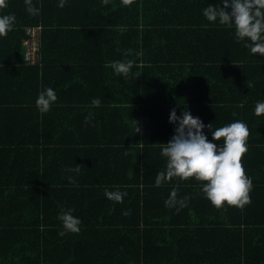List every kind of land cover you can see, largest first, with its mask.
<instances>
[{
	"label": "crops",
	"instance_id": "0c3cea01",
	"mask_svg": "<svg viewBox=\"0 0 264 264\" xmlns=\"http://www.w3.org/2000/svg\"><path fill=\"white\" fill-rule=\"evenodd\" d=\"M208 3L216 4V1L203 2L194 8L186 7L182 0H65L63 7H58V0H38L39 22L35 25L43 28L40 63L38 68H33L26 63L23 49L25 0H6L7 6L0 8V14H14L15 23L6 36L0 37V207L3 201H6L5 207L10 203L18 204L23 196H27V190L20 188L26 181L7 177L8 170L23 167L31 155H38L39 159L44 156V161L47 159L54 167L58 166L60 172L64 171V177L61 175L59 181L48 184L75 188H67L64 191L66 197L62 196V188H54L49 197L36 201L35 204L40 205L38 215L20 211L16 215L18 219L44 214L51 217L63 207L61 202L67 198L65 204H76L73 215L88 219L90 223L103 224L96 229L117 235L120 250L128 245L135 251L138 238L139 244L147 240L151 248L154 245L152 255H148V264H235L232 251L236 241L229 231L242 229L247 224L264 229V168L252 174L246 172L252 180L250 202L240 208L224 206L217 209L203 195L201 182L193 178L173 177L156 185V173L166 167L159 146L167 143L162 141L166 131L163 127H155L162 111L152 109L144 116L141 111L156 94V87L149 84V93L145 97L135 93L128 97L123 95L124 99L119 101H110L114 98L110 95L99 97L104 90L106 74L113 75L107 59L136 58L137 54L154 62L165 57L198 58L200 63L195 65V72L200 75L199 80L192 81L193 86L196 84L194 98L202 99L214 110L205 109L202 114L196 112L194 117L211 127L225 124L221 113L244 105V99L249 95L264 99V81L246 80L255 76L254 72L264 76V57L249 50H238L232 29L207 21L201 9ZM87 5L97 6L99 10L108 9L110 16L105 17L102 13L92 16L86 10ZM181 24L193 26L190 29L194 37L200 38L202 34L208 44L201 40V49L195 51L154 46L156 43L168 45L184 30ZM118 30L123 37H116L124 50L112 48L114 41L108 38L110 31ZM19 31L23 36L19 42L22 48L17 49ZM145 36L147 52L142 55L143 50L138 46L141 47ZM135 44L136 51L132 49ZM202 58L205 60L201 61ZM136 63L142 67V60ZM157 64L153 66L164 67V74L178 76L185 70L183 67L168 68L162 62ZM183 82L182 88H185L186 81ZM133 86L130 90L135 91L136 85ZM44 87L54 88L57 100L42 114L37 110L35 99ZM95 97L100 98L99 107L91 104ZM89 113L92 114L91 123L84 119ZM65 122L69 128H63ZM160 124L164 126L161 120ZM203 132L208 140H212L210 130ZM251 135L256 139L254 146L264 152V130H253ZM46 148L48 150L43 151ZM77 164L80 165L79 172H70L69 169ZM255 175L261 177L255 178ZM68 176L73 177L74 183L69 182ZM10 187L18 188L8 191ZM114 188L127 193L122 202L117 203L104 195L105 189ZM172 188L176 189L177 198L188 197L185 207L165 205ZM7 193L10 197L5 199ZM34 196L36 199L37 190ZM125 211L127 215L123 214ZM6 212L4 209L0 216ZM38 229L44 228L38 226ZM210 231H213L212 236ZM90 234L93 233L81 220L80 231L66 232L62 240L69 245L65 251L70 254L66 257L59 254L48 260L61 262L65 258L70 261L64 264L86 263L91 259V247L96 244L105 247L102 239L92 240ZM78 238L81 247L77 254L72 253ZM158 243L170 247L162 248ZM42 246L44 244L39 249ZM102 259L99 264H143L135 253L128 256L119 252ZM3 264L6 263L3 261Z\"/></svg>",
	"mask_w": 264,
	"mask_h": 264
},
{
	"label": "trees",
	"instance_id": "16d2710c",
	"mask_svg": "<svg viewBox=\"0 0 264 264\" xmlns=\"http://www.w3.org/2000/svg\"><path fill=\"white\" fill-rule=\"evenodd\" d=\"M182 1H184L186 7H194V8L199 7L201 4H203V2H210V0H204L203 2L202 0H182ZM211 1L213 2L214 0ZM215 1L216 3L217 1L218 3H221V0H215ZM37 2L38 0H32V3L36 7H38ZM111 4L113 5V3ZM119 4H116L115 6L119 8ZM86 10L87 12L89 11L92 16L97 15V13H102L104 14L105 17L110 16L108 9L99 10L97 6L94 7L93 5H87ZM24 16H25L24 17L25 21L23 22L24 27L29 25H35L39 22V14L30 15L25 10ZM154 24L155 23H153V25ZM181 26L184 28L183 30L184 32L180 31V34L174 37L173 39H171L168 45H159L156 43L154 44V46L157 47L162 46L164 48L168 47L170 49L179 48L185 51H195L197 49H201L200 48L201 40L206 41L208 44V40L202 38V34H200L199 36L200 38L196 39L194 37V35L192 34L194 32H192L190 29L193 28V26H188V24L186 25L181 24ZM196 27H198V25ZM133 31L134 30H132L131 32L134 33ZM21 33L22 32L19 31L18 43L21 42L20 40L23 38ZM116 35L118 36L119 39L123 37V35H120V30L110 31V34L108 36L110 41H114V45H112V48L118 50H124L125 48L119 45V39H117ZM146 36L143 39L144 42L141 43V47L140 45L138 46V48H142L143 50L142 55H145L147 52L146 44H145ZM135 39L137 40L136 34H135ZM123 40H128V39L123 38ZM234 45L236 48H238V50L241 51L248 50V47L243 42H237L235 40ZM20 46L21 44L19 43L17 49H20ZM241 47L243 48L239 49ZM40 49H41V41H40L39 51ZM132 49H134L135 51L137 50L136 44ZM126 51H130V50L126 49ZM128 59H132L134 61L131 71L132 73H135V75L130 74L129 77L125 79L121 75H117V74L112 75L107 73L105 76L106 81L103 84L104 90L102 93H100L99 97H105L106 95H110L111 97H114L113 100L110 101H119L121 99H124L123 95L128 97V96H132V93H135V95H139V96L141 95L142 97H145V95L149 93V90L147 89L149 84H151L153 88L156 87L154 89V93L156 94H154L152 98H150L149 103H154V102L157 103H155V105L148 103V105L142 107L141 111L143 116L148 115L152 109H159L162 111V114L161 115L159 114V119L162 122H164V126L160 124L159 119H157L158 125L155 126L157 128L163 127L164 130L166 131V135H164L162 141L167 142L174 134L175 125L170 123L168 120L170 109L175 108L177 115H179L180 112L186 108L193 116H197L196 112L198 114L199 113L202 114L205 111V109L214 110L211 107H209V105H206V102L203 101L202 99L194 98V92H195L194 87H196V84L195 86H193L194 83L192 81L199 80L198 75L200 74L198 72H195L197 69L195 65L200 63V60L198 58L176 59V58L165 57L160 61L156 60L154 62L153 60L148 61V59L145 56L141 57L140 55L136 54V58L131 57ZM244 59L245 58H243V60ZM107 60L113 61L119 59L110 58ZM140 60H142V67H140V65L136 63ZM204 60H205L204 58L201 59V61ZM157 62H162L164 66L167 65L169 66V64L173 62L172 65H170L168 68L172 69L175 67H183L185 69L184 73L178 76L177 74H171V75L164 74L162 73V68L164 67L153 66V65H158ZM26 63L29 65H33L32 66L33 68H38L37 65H39L40 63V54L38 53L37 62L26 61ZM254 75L255 76H249V77L247 76L248 78L246 80L264 81V76L263 75L261 76L260 72H254ZM183 81L184 82L186 81L185 88H182ZM133 85H136L135 91L130 90L134 88ZM189 86H193V88L188 89ZM210 92L211 90L208 93ZM156 99H160V101H157ZM244 100H245L244 105L241 106L239 104V106L237 105L231 107L230 109H226L227 111L221 113V115L222 118L225 120V124L233 120H242L247 124L249 129V135L247 138L248 150L242 156V162H243L242 164L245 169V173L248 172L249 174H252L258 169L264 168V160H263L264 152H260V148L254 146L256 139H252L254 136L251 135L253 130L256 129L264 130V114H262L261 116H256L253 112L254 104L258 100H260V98H254L253 95H249ZM106 108H114V107L106 106ZM54 119H56V117L53 118V120ZM215 119L219 120L216 117ZM38 122L40 124V121ZM214 123H219V121H215ZM43 125L45 124L43 123ZM41 128L43 129V126H41ZM63 128L65 129L69 128V124L66 122L63 123ZM202 131L208 132L209 129L206 127ZM46 150L48 149L46 148L43 151ZM48 153H50L51 155V152ZM25 163L26 164L23 165V167L17 169L16 171L9 169L7 174V177H11L13 179L14 178L21 180L23 179L26 181L24 184H22V186L24 187H20V188H25L27 190L26 192L27 196H23L18 204L10 203L5 207L4 204L6 201H3V204L0 207V212H2L4 209H7V212L2 216H0V264H3V261L6 264H31L32 261H39L37 264L39 263L64 264V262L70 260L68 259L66 260L65 258H63V260L61 259V262L58 261L52 262V260H48L50 257L55 258L59 254H62L61 257H66V254H70L67 251H65L66 248H68L67 246L69 245L62 241L65 238V235L59 236L57 234V231L61 229L60 226L61 224H58V222L60 221L55 216L62 209H67L68 206L75 210L76 204L73 205L65 204L67 198L63 199V201H65V202H61L63 204V207H61L57 211V213L52 215L51 217H46V214H44L45 216L42 217L26 216L23 219H18L19 217H17L16 215L20 211H25L27 213L29 212L31 214L36 213V215H38L39 214L38 207L40 205L39 204L36 205L35 203L39 198L42 197V199H45L46 197H49L52 191L54 190V188L57 189L62 188L63 189V192H61L62 196L66 197L64 191L67 188H75V187H63V186L61 187L60 185H58V187L56 185L55 187H53L49 185L48 184L49 181H59L61 175L62 177H64V171L60 172L58 170L59 167L56 166L58 168L57 169L47 159L46 161H44V156H42V158L39 159L38 155H31L30 161ZM253 177L258 178L261 176L255 175ZM33 179H36L37 182L30 183L29 181H32ZM16 188L18 187H10L8 191L15 190ZM77 188H81V187H77ZM36 190H37V198L35 199L34 192ZM58 191L59 190H56V192ZM9 197H10L9 194L7 193L5 199H8ZM81 220L83 221V225L93 233L90 234V238L95 241H100V239H102L105 242V247L96 244V246L91 247L90 249L91 252L89 253L91 259L87 260L86 263L75 261L74 263H70V264H99L100 260L101 261L103 260L102 258H105L106 256L113 257L115 256V254H119V252H121L122 255L128 254V256L129 255L133 256L135 253V257L142 260L143 264H148L147 261L148 255H152V248L154 247V245L151 248L150 244L146 242L147 240H142V244H139L140 238H138V244L136 245L135 251L133 250V248L130 249L128 245L123 246L122 249L120 250L118 248L119 245L116 242L118 240L117 235L112 236V233L108 234V233H104L102 230L96 229L97 226L103 224L90 223L88 219H80V221ZM247 225L248 226H244V228L242 229L241 228L233 229L229 231L230 235L234 237L236 241L233 247L234 250L232 251L233 259H235V264H264V229H259L253 224H247ZM38 226H43L44 229L42 230L38 229ZM209 235L212 236L213 231H210ZM217 235L220 236L221 233L220 234L218 233ZM50 237L52 238L49 239ZM112 240L113 243H111ZM42 244H44V247L42 246V248L39 249V246ZM115 244L117 245L115 246ZM158 244L159 246L162 245L161 243ZM78 247H81L79 238L74 246L75 252L71 250L72 253L77 254ZM169 247L170 245L168 244L162 245V248H169ZM209 253L214 254V251H210ZM2 259H7V260H2Z\"/></svg>",
	"mask_w": 264,
	"mask_h": 264
},
{
	"label": "clouds",
	"instance_id": "9594fccd",
	"mask_svg": "<svg viewBox=\"0 0 264 264\" xmlns=\"http://www.w3.org/2000/svg\"><path fill=\"white\" fill-rule=\"evenodd\" d=\"M65 0H58V7L64 6ZM206 3V2H205ZM26 11L30 15H38L39 8L32 0H25ZM6 0H0V8L6 7ZM202 15L210 23H216L233 30L234 39L243 42L250 53L264 57V0H221V3H208L201 9ZM15 23V15L0 14V37L10 32ZM113 74L121 75L125 79L132 73L134 61L124 58L109 61ZM139 76V75H138ZM57 100L56 90L44 87L38 92L35 105L40 113H46ZM100 98L95 97L91 104L100 106ZM256 116L264 114V99L258 100L253 108ZM92 114L84 119L91 123ZM168 120L174 124V134L167 143H160V154L166 159L164 171L157 172L154 183L160 185L173 177L181 180L193 178L201 182L203 195L217 209L224 206L243 207L250 202L252 188L251 177L247 176L242 164V156L248 150L247 138L249 129L242 120H233L219 127L212 128L205 125L199 117H194L185 108L179 115L176 109L169 111ZM210 130L212 140L206 138L202 131ZM139 131L136 124L135 132ZM79 164L70 172H79ZM69 182L74 183L73 177L68 176ZM106 198L117 203L122 202L126 192L119 188L105 189ZM188 197L177 198L176 189L172 188L165 200L167 207H185ZM73 209H62L57 218L61 223L59 236L66 232L80 231V218L73 215ZM127 215V212H123Z\"/></svg>",
	"mask_w": 264,
	"mask_h": 264
},
{
	"label": "built area",
	"instance_id": "2783aa9c",
	"mask_svg": "<svg viewBox=\"0 0 264 264\" xmlns=\"http://www.w3.org/2000/svg\"><path fill=\"white\" fill-rule=\"evenodd\" d=\"M42 27L40 25H31L24 27V57L28 62H37L40 48Z\"/></svg>",
	"mask_w": 264,
	"mask_h": 264
}]
</instances>
